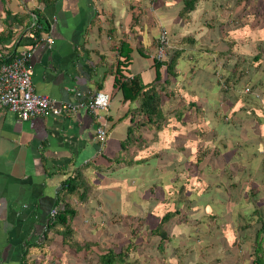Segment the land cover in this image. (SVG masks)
Here are the masks:
<instances>
[{
    "label": "crops",
    "instance_id": "obj_1",
    "mask_svg": "<svg viewBox=\"0 0 264 264\" xmlns=\"http://www.w3.org/2000/svg\"><path fill=\"white\" fill-rule=\"evenodd\" d=\"M235 2L198 0L183 14L182 0H0V64L34 45L28 65L35 92L57 106H75L26 120L0 106V264H33V257L94 264L102 251L129 241L136 250L130 249L128 264H250L253 227L242 226H255L253 205L264 206V60L259 68L250 64L257 35L243 40L241 29H229L230 14L243 5ZM161 27L169 31L175 59L172 72L161 68L157 78ZM122 41L130 49L126 73L164 87L158 89L164 129L131 123L138 102L123 100L114 87ZM229 43L241 44L247 70L225 91L217 73L226 54L213 49L225 52ZM249 85L255 102L243 101ZM98 91L109 95V104L97 116L76 107ZM180 111L185 121L201 122L210 143L201 165L194 166L186 146L194 134L177 129ZM97 126L106 130L103 145ZM188 177L186 199L179 200L177 188ZM71 178L78 188L68 195L63 185ZM64 201L75 208L69 224L78 242L91 243L88 253L65 246L59 225L46 232L51 209ZM177 205L184 213L159 223ZM158 224L150 233L149 225Z\"/></svg>",
    "mask_w": 264,
    "mask_h": 264
},
{
    "label": "trees",
    "instance_id": "obj_2",
    "mask_svg": "<svg viewBox=\"0 0 264 264\" xmlns=\"http://www.w3.org/2000/svg\"><path fill=\"white\" fill-rule=\"evenodd\" d=\"M38 1L48 4L49 2H52L54 0ZM197 1L198 0H182L183 6L181 13L187 14L188 12L194 10ZM241 1H243L241 11L237 12V14H230L231 22H228V24H231V26L229 27V29L231 31H233L234 29H241L240 31L243 32L241 33L243 40L246 39V36H248L250 32H252L253 36L257 35V37H259V40L255 39L252 44V47H250V50L252 51V62L250 64L253 65L254 68H259L264 60V0H236L235 6L238 5ZM262 17L263 19H261ZM38 25V22H34L31 28L36 30ZM167 34L169 35V31H167ZM224 34H226L225 31H223L222 35L224 36ZM225 46V52L215 51L214 49L213 51L219 56H221L222 53L226 54L225 56H223L226 57L223 59V67L221 65L223 71L217 73V76L220 78V84L222 85V88L226 91L229 90L230 87H233L234 84L240 82L241 77L243 76V74H245L247 69L246 65L243 64V61L245 60V57L243 55L247 54L240 52L241 44H236L235 47V43H229ZM119 47V57L117 59V64L114 71V87L121 91L123 100H128L130 102H138L137 105L133 106L132 108V112H135V114L131 117V123L134 124V127L145 125L149 128H166L168 120L166 119L165 114L163 112L164 106L162 101V95L158 90H164V87H159L156 89L152 83H142L140 77L136 75L129 76L126 73L127 63L129 62V45L122 41ZM234 47L237 49V53L235 54L233 53L235 49ZM170 51H172V49L168 48L167 57L165 59H154V67L156 70L157 78H159L161 68H164L167 72H172V69L174 68L175 55L170 53ZM176 52V55L181 53L180 50ZM229 54L230 56L235 55V57H233V59H229ZM250 90L252 91L254 90V88L250 86ZM252 93L253 91L251 92V94L248 93L245 96L243 95V101L255 102V96ZM237 96L238 95H235V97ZM136 116L140 117V119H138L137 121L135 120ZM175 117H177L176 120L179 125H176L174 121L170 125H174V127L177 126V129L187 127V130L190 133L192 132L194 134V136L188 139V145H185L188 148H191L192 157L194 158V166H198L201 161L205 158L206 154L210 153V143L207 144V140L205 139V133L201 128L202 124L200 121H195L192 123L185 121V119L188 118L181 111L178 112ZM130 142L132 143V141ZM122 147L125 148L124 143L122 144ZM194 166L193 170L195 172V176L191 178L195 180V178L197 177V173ZM74 179H69L63 185L65 193L68 195L74 194L76 189L78 188L76 187L77 182ZM189 183H191L190 177H188L184 183H180V185L178 186L176 194L178 195L177 197L179 200L186 199L184 195L186 194V188L187 186H189ZM249 191L250 193H254L253 189H250ZM187 198L188 210H191L192 202L195 200L196 197L194 194H191ZM253 206L254 209H252L250 213L251 215H256L257 223L254 226L249 221L248 224L243 225L242 228L244 229L247 226L253 227V253L250 264H264V206L260 202L256 203V205ZM178 207L179 205H177V207H175V209L173 210H167L159 223H163L164 218L169 217L170 215H174L180 212L184 213ZM74 214L75 208H73L70 203H63L62 208L57 209V213L55 214V216L53 218H49V220L47 221L46 232L48 231L50 233L51 231H56V228L59 225L61 227L59 234L62 235V243L65 246L71 249H76L78 251L83 249L86 253H88L91 243L84 241L78 242L69 224V220L74 216ZM160 226L161 225L158 224L157 227L152 228V226L149 225L150 233H154L156 232V230H160ZM138 227L139 224L135 228L131 229V239L134 237V235L137 236ZM160 236L161 238H164L165 234L162 233L160 234ZM159 242L158 246L160 247L161 244ZM130 249L136 250V244L134 243V241H129V243L120 245L118 247H110L98 254L96 263L94 264H128L127 261L125 262V260L129 256ZM28 261L32 262L33 264H45L43 262V259L37 257H33V259L29 258Z\"/></svg>",
    "mask_w": 264,
    "mask_h": 264
},
{
    "label": "built area",
    "instance_id": "obj_3",
    "mask_svg": "<svg viewBox=\"0 0 264 264\" xmlns=\"http://www.w3.org/2000/svg\"><path fill=\"white\" fill-rule=\"evenodd\" d=\"M47 40L50 41V38ZM169 41L167 30L165 27H161L157 37L155 59L163 60L167 57V50L170 47ZM33 47L34 45L17 51L10 60L0 64V106L14 112L19 120L36 116L59 115L64 110H73L75 106L70 103L57 106L54 99L35 92L31 81L32 71L28 65ZM244 92L251 93L252 91L249 86H246ZM108 104L109 95L98 91L90 95L87 100L78 103L76 107L84 106L90 113L97 116L98 111L105 109ZM95 138L103 145L106 139L104 127H96ZM56 213L57 208L54 207L49 213L50 218H53Z\"/></svg>",
    "mask_w": 264,
    "mask_h": 264
},
{
    "label": "rangeland",
    "instance_id": "obj_4",
    "mask_svg": "<svg viewBox=\"0 0 264 264\" xmlns=\"http://www.w3.org/2000/svg\"><path fill=\"white\" fill-rule=\"evenodd\" d=\"M263 14H264V13H263ZM261 19H263V17H262ZM241 43H242V42H241ZM207 207H208L209 210H211V209H212V210H215L214 205H212V204H210V203H209V205H207Z\"/></svg>",
    "mask_w": 264,
    "mask_h": 264
}]
</instances>
